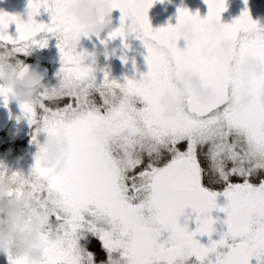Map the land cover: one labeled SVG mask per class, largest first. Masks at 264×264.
Here are the masks:
<instances>
[{"label": "snow or ice", "instance_id": "6c2138e0", "mask_svg": "<svg viewBox=\"0 0 264 264\" xmlns=\"http://www.w3.org/2000/svg\"><path fill=\"white\" fill-rule=\"evenodd\" d=\"M108 2L122 13L121 27L109 38L134 34L148 50L149 71L139 81L121 84L105 72L103 83H97L96 69L86 63L89 58L96 63L92 56L70 44L89 37L69 14L77 0H30L28 22L0 12V69L15 61L20 74L26 73L20 58L49 44L37 39L41 33L58 40L62 57L59 85L21 104L36 128L33 143L39 152L29 178L13 176L15 195L27 193L33 201L28 212L41 223L43 253L38 260L9 254L10 264H97L88 250L90 238L106 252L100 264H264V75L252 74L246 84L241 71L249 60L264 66V28L250 11L222 24L227 0H205L204 19L181 8L176 26L158 30L148 17L157 0ZM42 8L51 13V24L35 20ZM12 24L17 37L8 32ZM213 24H220L219 34L209 30ZM185 26L198 38L182 36ZM226 42L234 45L230 59L211 55ZM187 73L215 99L204 103L191 89L185 91L181 77ZM246 88L254 100L239 107ZM11 95L0 88L5 106ZM168 96L185 105L175 116L167 115L163 104ZM62 101L67 102L61 106ZM41 132L47 141L68 142L62 172L44 166ZM128 152L137 157L131 169L121 163ZM217 184L222 189L212 187ZM221 194L228 200L225 207L217 204ZM188 208L198 214L194 232L180 223ZM214 210L227 214L228 230L205 246L196 237H212Z\"/></svg>", "mask_w": 264, "mask_h": 264}, {"label": "clouds", "instance_id": "9594fccd", "mask_svg": "<svg viewBox=\"0 0 264 264\" xmlns=\"http://www.w3.org/2000/svg\"><path fill=\"white\" fill-rule=\"evenodd\" d=\"M112 7L108 0H77L72 5L69 14L74 16L80 25L86 28L89 37H102L105 33L114 31L111 20ZM214 34L222 31L220 24H213L209 29ZM182 36L195 40L198 34L191 26H185L181 32ZM71 47L78 49L81 45L80 39H72ZM234 45L224 43L221 51L214 55H221L230 59ZM100 55L104 53H94L92 58L98 62ZM243 73L246 77L245 83L250 82L252 74L257 76L264 75V66L259 65L255 60H249L243 66ZM183 88L185 91L191 89L204 103L215 99V94L211 90H205L201 82L191 73L184 74L182 77ZM44 77L37 70H28L23 75L15 64L6 62L0 69V88L12 91L11 99L18 104L32 103L36 100L41 89H44ZM250 89L246 88L242 93V100L239 107L250 105L254 97L249 94ZM163 104L169 109L167 115L175 116L184 107L183 101L177 102L175 96H168ZM47 150L42 157L44 166L62 172L66 165L65 154L69 151V144L64 139L47 141L43 144ZM137 157L133 152H128L121 156L122 166L131 169ZM14 175H7L6 172L0 174V256H31L38 260L43 253L44 243L41 239V223L35 216L29 215L28 210L32 207L33 201L25 193L22 197L15 195L17 183Z\"/></svg>", "mask_w": 264, "mask_h": 264}, {"label": "flooded vegetation", "instance_id": "af4514ba", "mask_svg": "<svg viewBox=\"0 0 264 264\" xmlns=\"http://www.w3.org/2000/svg\"><path fill=\"white\" fill-rule=\"evenodd\" d=\"M0 2L3 4L0 6V12H4L10 15L18 16L21 19L27 18L29 19V3L30 0H0ZM157 2H160V0H157ZM254 1H247L245 3V6L238 9L237 11H250V12H258L264 17V1L260 3V5L254 4ZM156 5V7H154ZM257 7H256V6ZM154 6L150 9L156 8V11L162 10V4L155 3ZM258 8V9H257ZM155 11V12H156ZM236 11V12H237ZM227 15L231 16L228 9L225 11ZM235 12V13H236ZM234 13V14H235ZM121 17L122 13L116 9L113 10L111 20L113 23V29L116 30L121 27ZM35 20L38 23H44V24H51L52 17L51 13H49L46 9H41L40 14L35 17ZM128 24H131V21H128ZM261 28H264V23L261 26ZM127 30V29H126ZM47 38L49 40V44L46 48H39L37 46H34V50L39 52L38 56H36V53L34 55V58H29V61H26L24 63L25 66L29 64H33L34 66H41L46 67L48 70V76L44 80V84L51 82L53 86L49 87H55L59 84V72L62 67L61 63V53L58 48V40L51 37V34L48 33H41L37 36V39H43ZM80 52H86L90 56L94 53H104L107 51L109 55H100L98 62H96L94 65L92 64V60L89 58L86 60V63L90 66H93L96 69L95 75L97 77V83L102 84L105 72H107L109 78L111 80L117 81L121 84H124L127 82L128 79L139 81L143 79V76L146 75L149 71V67L146 61V56L148 55V50L145 47L142 40L137 39L134 34H129L127 40H124L123 38H117L115 40H112L109 38V33H105L102 37L97 38L95 36L93 37H81V45L77 49ZM48 56L50 60H47L43 58L42 56ZM243 68V67H242ZM97 102H100L99 96L96 97ZM3 99H0V103H2ZM11 98H9V103ZM67 101H62L61 106H63L64 103ZM7 104V105H8ZM13 110V116L15 114L14 108L12 105H9ZM5 134L3 133L1 138ZM226 200L227 198L223 196L222 194L218 196L217 202H221L222 200ZM218 211V210H216ZM180 222L185 224L187 227H190L193 231H196L197 227L195 224L187 225L183 218L180 217ZM205 237L207 241H214L213 238H209L206 235L202 236Z\"/></svg>", "mask_w": 264, "mask_h": 264}, {"label": "water", "instance_id": "95a60500", "mask_svg": "<svg viewBox=\"0 0 264 264\" xmlns=\"http://www.w3.org/2000/svg\"><path fill=\"white\" fill-rule=\"evenodd\" d=\"M157 4H162V10L156 11V8H153L152 10H149L148 17L149 21L151 23V26L154 30H158L160 28H166L169 25L176 26L179 23V9H187L189 10L193 15L199 13L200 17L202 19L207 18L209 13V8L205 0H163V2H156ZM3 5L0 2V6ZM156 7V5L154 6ZM156 11V12H155ZM245 11H239L233 16H228L225 11L222 13L221 23L222 24H232L235 22V20L239 19L241 15ZM251 18L258 23V25L261 27L264 23V17L258 13V12H250ZM24 22H28L29 19L23 18ZM8 32L13 37L18 36L17 32V26L15 24H12ZM179 46L181 48L186 47V42L180 41ZM215 53H211V55H214ZM29 70H37L39 71L43 77L44 80L48 76V70L46 67L41 66H34L33 64H29L26 66ZM183 77V76H182ZM181 77V81H182ZM183 84V82H182ZM184 87V86H183ZM0 99H3V97H0ZM13 117V110L10 106H5V104L0 103V136L7 130L9 125L11 124V121ZM197 216L198 214L195 213L191 208H188L185 210V214L181 216L183 218L184 222L187 225L195 224L197 225ZM212 218L216 221L214 227L216 231L213 233L212 237L214 241H219L222 238L223 233L227 232L228 228L227 225L224 223L225 220H227V214L220 212L219 210H214L211 213ZM208 237V236H207Z\"/></svg>", "mask_w": 264, "mask_h": 264}, {"label": "rangeland", "instance_id": "374dc122", "mask_svg": "<svg viewBox=\"0 0 264 264\" xmlns=\"http://www.w3.org/2000/svg\"><path fill=\"white\" fill-rule=\"evenodd\" d=\"M249 1V0H247ZM254 1L256 5H260V3L264 0H250ZM255 5V6H256ZM245 6V0H227V9L230 13V15H234V13ZM257 7V6H256ZM258 9V8H257ZM40 48V47H39ZM34 48L30 50L28 55L21 57L20 59L23 61V63H26V61H29V58H34ZM38 51L36 53V56H38ZM43 58L50 60L48 56H42ZM13 64H15V61H12ZM243 72V68L241 69ZM60 83V79H59ZM44 88H49L53 86L51 82L45 83ZM59 85V84H58ZM43 89H41L42 91ZM11 98V97H10ZM11 104L15 114L13 116L11 125L5 135L0 138V144L4 145V143L8 140H20L23 142V145L20 146L19 152H16L14 149L9 150L7 152H2L0 153V172H6L7 175L11 176L14 174H22L25 178H29L32 172V169L35 165L36 162V155L39 152V147L33 143V136L35 134L36 128L35 126H31L25 118L24 113L22 111L21 105L13 101L12 99L10 100ZM2 103L5 104V101L3 100ZM40 145H43L44 143L47 142V134L41 132L40 135L38 136ZM6 145V144H5ZM183 148L184 145H181ZM228 203V200H222L220 203L217 202V204L220 207H225ZM182 225V222H180ZM190 232H194L190 227H188ZM168 233H165L161 237L160 242H164L165 239L168 237ZM196 239L200 241L201 244H204L205 246H209L211 243L210 241H207L205 237L202 236H197ZM107 259V257H106ZM105 259V261H106ZM0 264H10L8 256H0ZM98 264V263H97ZM100 264V263H99Z\"/></svg>", "mask_w": 264, "mask_h": 264}, {"label": "trees", "instance_id": "16d2710c", "mask_svg": "<svg viewBox=\"0 0 264 264\" xmlns=\"http://www.w3.org/2000/svg\"><path fill=\"white\" fill-rule=\"evenodd\" d=\"M6 144V145H5ZM23 145V142L20 140H10V141H6L4 143V145L0 144V153H4L7 152L9 150H15L16 152H19L20 150V146ZM204 166L206 167V163L204 164ZM233 182H242L239 178L234 177L233 178ZM207 184V182H206ZM213 188H215L216 190H220L222 189V185L217 184V185H212ZM88 250L93 252L96 256V260L97 263L99 264L101 261H105L107 255L105 250L102 247L101 242L98 239L95 238H90V243L88 244Z\"/></svg>", "mask_w": 264, "mask_h": 264}]
</instances>
